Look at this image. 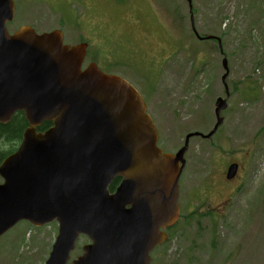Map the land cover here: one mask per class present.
Instances as JSON below:
<instances>
[{"label":"water","instance_id":"1","mask_svg":"<svg viewBox=\"0 0 264 264\" xmlns=\"http://www.w3.org/2000/svg\"><path fill=\"white\" fill-rule=\"evenodd\" d=\"M2 17L0 116L20 110L30 126L51 127L40 134L28 129L0 165V236L20 221L37 228L55 222L44 264H151L150 253L165 240L161 230L178 219L184 155L198 134L188 135L175 154L163 153L138 92L94 65L81 71L86 45L64 46L58 31L22 29L8 39ZM222 68L224 83L226 58ZM226 108L225 99L216 100V123L206 138ZM236 170L230 166L226 178ZM80 236L89 243L70 261Z\"/></svg>","mask_w":264,"mask_h":264},{"label":"rangeland","instance_id":"2","mask_svg":"<svg viewBox=\"0 0 264 264\" xmlns=\"http://www.w3.org/2000/svg\"><path fill=\"white\" fill-rule=\"evenodd\" d=\"M96 1L102 10L87 16L83 29L65 31L67 45L86 43V63L95 59L104 73L125 79L141 92L164 151L174 153L188 135L198 134L189 139L181 187L191 191L205 179L220 182L229 160L245 171L226 224L212 217L196 222L205 228L173 239L158 252L155 264H264V0H191L196 32L220 39L229 67L225 121L209 141L201 134L212 129L214 102L224 97L222 55L214 41L193 36L186 0ZM136 23H146L150 33ZM125 29L146 34L143 47L150 54L159 56L164 50L160 71L145 69L140 59L133 61L131 54L111 45L115 43L109 33L119 36ZM108 55L119 64L102 65ZM212 194L216 200L219 192ZM189 210L197 208L191 203ZM56 232L55 223L35 228L19 222L0 237V264H43ZM86 243V238L79 239L71 260Z\"/></svg>","mask_w":264,"mask_h":264},{"label":"flooded vegetation","instance_id":"3","mask_svg":"<svg viewBox=\"0 0 264 264\" xmlns=\"http://www.w3.org/2000/svg\"><path fill=\"white\" fill-rule=\"evenodd\" d=\"M41 9L46 10L48 15L45 12L41 13ZM101 10L102 6L96 0H0V14L4 17L5 31L8 37H13L22 28H28L37 35L58 30L63 34V44L65 45L68 44L64 35L65 31H78L83 29L87 23V16ZM55 19L58 20L55 22ZM53 23L55 26L48 31L46 28L52 26ZM108 36L115 43L111 45L118 50L124 49L128 54H131V59H133V61L135 59H140L142 62L141 65L144 66L145 69H152V71L157 69L160 71L163 67L162 58L164 50L161 51L159 56L150 54L149 51L143 47V42L148 41L146 34L138 35L136 31L125 29L119 36L110 33ZM140 37H142V41L139 39ZM101 63L104 66L112 67L118 65L119 61L114 60L112 56L108 55L101 60ZM146 65L150 66L146 67ZM96 66L98 67L97 64ZM7 117V114L0 116V156L2 152L7 151H9L8 156L13 154L20 145L25 131L31 128L21 111L16 110L9 118ZM224 121L225 117L223 119V122ZM41 126L42 124L33 125L32 128L35 133H40L47 130L51 125L42 131ZM220 131L219 129L214 136ZM211 156L213 157V154H211ZM5 158L0 157V164ZM237 166V174L231 180H226L225 174L227 168H223L221 179H219L220 182L210 179V181L206 183L205 179L204 183L198 184L196 189L190 191L189 189L183 188L182 191H180V217L176 224L177 227L175 226L166 231L169 240L167 244L173 239H179L183 233L190 229H194L195 231L196 229L204 227L200 224L207 221L208 217H212L219 223L226 224L229 217L227 216V211H231L232 199H234L235 195L239 194L242 183V180L238 178V172L242 171V169H240L241 165L237 163ZM212 192H219L216 200L212 199L214 195ZM191 203L197 208L194 213H191L189 210ZM196 222L200 224H195ZM167 244H165L162 249H164ZM158 252L153 255V264L157 262L155 257Z\"/></svg>","mask_w":264,"mask_h":264},{"label":"trees","instance_id":"4","mask_svg":"<svg viewBox=\"0 0 264 264\" xmlns=\"http://www.w3.org/2000/svg\"><path fill=\"white\" fill-rule=\"evenodd\" d=\"M48 126H49L48 124H43V125L41 126V131L44 130V129H46ZM8 154H9V151H7V152H2L0 157L5 158L6 156H8ZM119 181H120V179H115V180L110 184V186H109V191H110L111 193L115 190L116 186L119 184Z\"/></svg>","mask_w":264,"mask_h":264}]
</instances>
